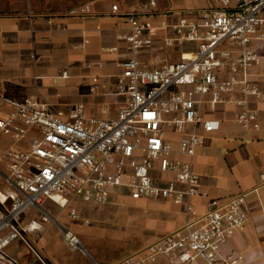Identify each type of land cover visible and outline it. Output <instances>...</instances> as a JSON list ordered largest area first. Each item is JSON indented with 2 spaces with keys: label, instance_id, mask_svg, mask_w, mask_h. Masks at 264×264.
<instances>
[{
  "label": "built area",
  "instance_id": "1",
  "mask_svg": "<svg viewBox=\"0 0 264 264\" xmlns=\"http://www.w3.org/2000/svg\"><path fill=\"white\" fill-rule=\"evenodd\" d=\"M214 1L216 8L202 17L180 18L166 40L168 46H195L153 69L141 67L138 54L153 45L146 35V18L158 0H147L141 10L122 11L112 5L111 11L124 14L130 25L124 38L131 52L116 85L125 103L115 115L103 109L99 116H88L83 104L63 112L29 99L0 96L11 108L0 115V264H20L7 252L16 240L25 241L42 264H49L27 239L37 233L39 223H21L29 206L38 208L41 220L48 222L52 217L43 202L49 199L80 220L75 203L109 204L120 192L134 200L184 204L186 213L181 228L121 264L160 258L168 264H195L199 259L207 264L242 263V254L223 249L245 226L246 194L210 197L194 169V157L221 128V119L206 115L220 105L236 108L235 121L242 129H261L260 111L252 99L264 103V0ZM91 12L88 4L70 9L72 15ZM68 74L64 70L61 76ZM98 87L95 78L91 91ZM169 130L182 134L178 152L187 160L175 158L166 139ZM198 197L208 199L203 213L196 205ZM63 238L69 249L83 248L70 230H63Z\"/></svg>",
  "mask_w": 264,
  "mask_h": 264
},
{
  "label": "crops",
  "instance_id": "2",
  "mask_svg": "<svg viewBox=\"0 0 264 264\" xmlns=\"http://www.w3.org/2000/svg\"><path fill=\"white\" fill-rule=\"evenodd\" d=\"M146 2L0 0V96L29 99L63 112L83 104L88 116H99L103 109L115 115L125 103V98L116 94V85L123 72V62L131 57L124 38L130 32V25L124 14H114L111 8L118 4L122 11L141 10ZM84 4L90 5L93 12L70 14V9ZM216 6L214 0H158L157 7L146 18V35L153 39V45L139 52V65L153 69L166 60L179 59L182 51L195 44L168 46L166 40L173 36V24L182 17L198 19ZM113 47L115 50L111 51ZM64 70L69 72L66 78L61 76ZM95 78L99 87L92 92ZM252 106L260 111L258 132L244 130L236 123V108L232 105H220L216 112H206L207 116L221 119L222 125L198 149L194 169L203 189L212 198L224 200L246 194L245 226L235 233L223 251L235 250L242 254L241 264H264V103L252 99ZM10 110L0 101L1 115ZM190 130V127L186 129ZM181 137V133L166 132L175 158L187 160L178 152ZM207 203V198H196L201 213L207 210ZM44 204L48 205L43 207L52 217L48 222L60 229L62 240L63 230L67 229L78 236L83 247L71 250L64 241L67 251L56 254V262L52 264H121L186 222L184 204L170 200H134L122 192L109 204L75 203L82 215L80 220L73 219L67 209H61L49 199H44ZM128 207L130 213L126 212ZM62 212L65 214L58 217ZM37 240L36 248L43 249V243ZM11 255L22 264L18 255ZM138 264L168 262L160 258ZM195 264L207 263L199 259Z\"/></svg>",
  "mask_w": 264,
  "mask_h": 264
},
{
  "label": "rangeland",
  "instance_id": "3",
  "mask_svg": "<svg viewBox=\"0 0 264 264\" xmlns=\"http://www.w3.org/2000/svg\"><path fill=\"white\" fill-rule=\"evenodd\" d=\"M43 206L48 207L47 204H44ZM129 210L130 209L128 207L126 212H128ZM128 213H130V211ZM63 214H65V212L60 213L58 217ZM29 221L38 222L40 228L37 230V233L28 234L27 239L35 246L37 245V239H40V242L43 243V249H39L37 247V251L43 258H45V260L47 259L52 263L56 262V254H63L67 251V247L61 237L60 229L53 226L52 222H43L41 220V211L35 206H29L21 214V223L23 225H25ZM38 246L40 245L38 244ZM7 252L9 254L13 253L14 255H18L22 264H25L26 262L41 264V262L35 258L33 252L29 249L25 241H14L8 247Z\"/></svg>",
  "mask_w": 264,
  "mask_h": 264
},
{
  "label": "water",
  "instance_id": "4",
  "mask_svg": "<svg viewBox=\"0 0 264 264\" xmlns=\"http://www.w3.org/2000/svg\"><path fill=\"white\" fill-rule=\"evenodd\" d=\"M45 259V258H44ZM46 261L49 263V264H52L50 261H48L47 259H46Z\"/></svg>",
  "mask_w": 264,
  "mask_h": 264
}]
</instances>
